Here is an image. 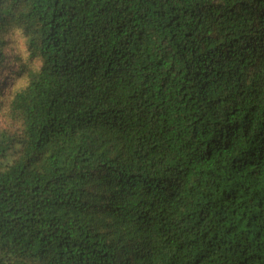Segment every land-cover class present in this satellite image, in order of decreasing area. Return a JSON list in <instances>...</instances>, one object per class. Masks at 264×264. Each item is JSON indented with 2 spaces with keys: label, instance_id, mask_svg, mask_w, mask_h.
I'll return each instance as SVG.
<instances>
[{
  "label": "trees",
  "instance_id": "1",
  "mask_svg": "<svg viewBox=\"0 0 264 264\" xmlns=\"http://www.w3.org/2000/svg\"><path fill=\"white\" fill-rule=\"evenodd\" d=\"M0 264H264V0H0Z\"/></svg>",
  "mask_w": 264,
  "mask_h": 264
}]
</instances>
